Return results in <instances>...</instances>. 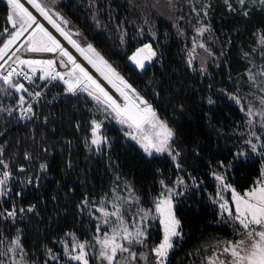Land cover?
I'll return each instance as SVG.
<instances>
[{
    "label": "trees",
    "instance_id": "1",
    "mask_svg": "<svg viewBox=\"0 0 264 264\" xmlns=\"http://www.w3.org/2000/svg\"><path fill=\"white\" fill-rule=\"evenodd\" d=\"M230 3L234 11L224 0H172L170 13H161L140 10L130 0H58L57 7L70 26L173 129L180 164L175 165L168 155L147 156L87 93H66L59 81H52L47 99L33 108L31 119L11 123L7 111L0 112V159L8 164L11 176L24 174L22 183L11 182L10 191L0 197V212L17 209L15 221L0 217V233L6 238L0 248H6L19 230L28 259L43 263L48 249L60 252L70 233L81 241H92L97 235V206L122 184L133 188L140 206L153 209L162 191L161 181L173 185L177 179L185 181L175 198L182 236L175 241L167 264H204L205 245L238 238L226 215L221 218L214 173L225 174L243 193L255 186L264 171V155L253 153L244 143L249 131L247 118L230 99L231 95L241 96L247 106L248 101H257L250 93L262 95L250 86L246 73L252 64L257 66L254 72L264 65L260 55L264 50L260 40L264 6L258 0H246L243 7L238 0ZM193 5L198 11L207 6V15L200 11L197 16ZM9 11L7 0H0V32L11 28ZM201 26L209 29L202 37L208 56L204 62L189 63L195 31ZM0 40L6 42V34ZM145 44H151L157 55L139 73L129 57ZM39 76L37 73V86L46 83ZM0 88H7L3 81ZM20 95L26 98L27 94L13 89L0 92V108L18 106ZM57 96L61 100L53 102ZM93 120L102 123L100 133L106 138L99 147L90 143ZM240 151L245 155L238 157ZM3 170L0 166V172ZM30 175L38 177L37 184H28ZM32 206L33 211H27ZM20 208L25 211L20 213ZM162 237L160 221L150 218L148 248L138 247L147 253V264H154L155 256L149 249ZM90 260L100 264L94 255ZM48 264L75 263L60 257Z\"/></svg>",
    "mask_w": 264,
    "mask_h": 264
},
{
    "label": "snow or ice",
    "instance_id": "2",
    "mask_svg": "<svg viewBox=\"0 0 264 264\" xmlns=\"http://www.w3.org/2000/svg\"><path fill=\"white\" fill-rule=\"evenodd\" d=\"M25 2L35 9L39 16L47 21L119 93V96L123 98L122 103L105 88L88 68L78 62L76 56L45 27L37 15H34L25 6ZM25 2H22V0H7V5L10 9L7 15V22L11 25V28L5 27L3 32H0V36H5L6 34V42L0 40V43L3 44L0 47V61H3L0 64V81H3L7 88H0V92L8 93L9 90L14 89L16 93H28L35 97L42 95L39 91L34 94L30 93L23 83L14 81V76L23 77L29 83H35L34 76L37 73H40L39 79L41 80H60L67 86L66 91L68 93L76 94L78 91L87 93L97 105L103 106L99 109L100 111L111 115L119 124L126 125L130 130L126 132V135L133 140H138L149 156L152 155L153 151L156 153L167 152L175 160L179 156V152H175L173 155L171 145L175 133L167 122L157 115L152 104L141 96L91 43L87 44L86 47H82L81 43L73 39V34L61 26L62 24L67 25L69 22L60 16L59 13H53L43 0H25ZM171 2L172 0H169V3ZM189 2L191 3V0ZM238 2L243 7L246 0H238ZM258 2L264 6V0H258ZM224 3L229 10H235L232 8L230 0H224ZM193 11L196 12L197 16L200 15V11H203L206 16L207 6L198 11L193 5ZM243 14L247 16L248 12L245 11ZM53 15L59 18L60 23L53 19ZM97 23L99 22L97 21ZM208 30V27L202 26L196 31L198 34L203 35ZM26 33L27 37L24 42L13 51V45L21 37H24ZM75 35H79V33L77 32ZM260 40L261 44L264 45V34H261ZM199 46L205 47L204 44ZM21 49L27 53L34 54H58L61 59L59 61L54 59H22L17 55ZM205 50L207 51V49ZM156 55L157 53L153 50L152 45L145 44L143 47L138 48L129 59L143 70L145 61H151ZM260 55L264 56V50L260 52ZM245 56L248 57L249 54L245 53ZM13 57H15L14 60ZM9 61L18 66L26 65L33 75H29V72L24 71L23 67L17 71L16 68L8 64ZM189 63H191V59ZM57 64L68 69V71H57ZM5 65H8L7 69ZM256 67L255 64H252L246 74L250 86L259 89L262 93L260 96L250 93L259 101V108L254 106L251 101H248L247 106H245L244 98L238 95H231L230 99L240 106V110L247 118L245 123L249 131L247 133L248 138L244 143L249 146L253 153L259 152L264 155V140L255 131L257 125L264 130V65H260L259 69L254 72L253 68ZM258 77L260 78L259 81ZM209 103H212V101L209 100ZM25 104V97L20 95L19 118L31 119V116L34 115L33 107L30 103L24 107ZM4 111L11 115L16 109L0 108V112ZM92 125L91 144L99 147L101 144L106 143V138L100 133L102 123L93 120ZM241 134L243 135V133ZM253 137L256 142H253ZM2 155L3 148L0 147V156ZM236 155L242 157L245 152L240 151ZM25 158L30 159V156L25 154ZM0 166L5 169L0 172V197H5L8 192L6 185L11 178V173L7 170L9 166L4 163L3 159H0ZM45 167L46 165H41L42 169ZM215 179L220 181L222 189L231 190L232 203L225 200L223 196H220L218 203L221 218L224 217L225 213L227 214L238 238L223 242L220 246L221 255L212 257L210 264H264V171H262L261 178L255 183V186L242 194L235 189H231V186L225 183V176L215 175ZM177 183L182 184L183 180H178ZM161 184L163 185V181H161ZM128 189L129 196L127 198L113 197V200L117 202L112 203V211L105 208L104 201H101L100 208L97 209L102 214L101 217H98L101 223L96 225L98 235H94L92 241L79 242L77 240L74 245L75 248L79 249L77 254H73L66 248L65 255L70 260L79 261L81 264H89L90 254L86 249L92 247L97 249L92 255L96 257L100 264H135L138 259L145 261V264H147V253L141 252L138 256L133 247L140 245L148 248L146 243L147 220L151 216L153 209H139L135 216L131 218V221L126 219L125 210L118 201L124 200L125 203H139V198L135 196L134 190L131 189L130 185H128ZM175 195H178V193L165 185L164 190L155 200L154 211L163 225V237L158 244L149 249L155 256L154 264H167L169 253L174 247L173 238L182 236L181 222L174 211L173 199ZM84 203L87 204V201H84ZM233 203L235 206L234 210ZM33 209L34 206L29 207L27 211L31 212ZM24 211V208L19 209L20 213ZM0 217L15 221L17 209L15 207L11 210L5 209L0 212ZM103 226H107V228L104 229ZM102 231L103 234L99 235ZM69 235L74 236L72 233ZM5 239L3 234L0 233V246L4 245ZM48 252L52 259H57V255L52 254L51 249H48ZM25 256L26 252L21 243L19 230H17L16 237L8 242L6 248H0V264H27ZM222 256L226 258H222ZM4 258H7V262ZM45 264H47V261Z\"/></svg>",
    "mask_w": 264,
    "mask_h": 264
},
{
    "label": "rangeland",
    "instance_id": "3",
    "mask_svg": "<svg viewBox=\"0 0 264 264\" xmlns=\"http://www.w3.org/2000/svg\"><path fill=\"white\" fill-rule=\"evenodd\" d=\"M131 2H135L139 9L140 10H145V9H150V10H153L155 9V11H158V12H161V13H170V10H169V7L171 6V3H169V0H130ZM44 3H46V5L52 10L53 13H59L60 16L64 17V19L67 20V18L62 14V12L58 9L57 7V2L58 0H43ZM53 19H56L58 23H60V20L59 18L56 16V15H53ZM68 21V20H67ZM69 22V21H68ZM62 27H64L66 30H69L72 34H73V39L77 40L79 43H81V46L82 47H86L87 44V41L84 39V37L80 34V32L78 30H76L75 28H72L70 26V23H68L67 25H64L62 24L61 25ZM202 27V26H201ZM200 28V27H199ZM79 33V35H75V33ZM205 33V32H204ZM203 33V35H204ZM203 35H200L197 33V31H195V35H194V39H193V44H192V50H191V54L189 56V59H191V62L193 63L195 60H198L200 59L201 61H205V59L207 58L208 56V50L206 51L205 49H207L202 37ZM18 42V41H17ZM16 42V43H17ZM200 44H204L205 47H200L199 45ZM16 46L13 45V48ZM25 47H27V45H25ZM193 49H195L193 51ZM98 51V50H97ZM45 54H49V55H56V54H52V53H45ZM102 55V54H101ZM50 59H54V57H51ZM56 60V59H54ZM59 61V59H58ZM2 61H0V64H1ZM58 65V64H57ZM14 81L18 82V83H21V81L17 80V79H14ZM7 87V85H5ZM14 90V89H13ZM22 94V93H20ZM253 105L256 106L257 108H259V101H252ZM101 108L103 107L102 105H99ZM110 111V110H109ZM106 113V112H104ZM110 118L111 120H113L116 124H118L119 126L123 127L124 129H126V132L130 131L126 125H121L119 124L115 119L112 118L111 115H109L108 113H106ZM158 115V114H157ZM159 116V115H158ZM160 117V116H159ZM161 118V117H160ZM162 119V118H161ZM258 119V118H257ZM163 120V119H162ZM165 121V120H164ZM168 124V123H167ZM169 125V124H168ZM170 127V125H169ZM171 128V127H170ZM261 128L257 125L256 128H255V131L258 135H261V139H262V132H260ZM264 132V130H263ZM127 136V135H126ZM127 138L129 140H131L132 142H134L147 156L148 153L144 151L143 147L141 146L140 142L138 140H133L131 139V137L127 136ZM253 142H256L255 141V138L253 137ZM90 143H91V140H90ZM92 145V144H91ZM103 145V144H101ZM171 145H172V149H173V155L175 154V152H178V150H176V148L174 147L173 145V140L171 142ZM156 155H168L172 158V155H169V153L165 152V153H156L155 151H153L152 155L151 156H156ZM173 159V158H172ZM179 159H180V153H179V156L176 157V159L174 161L175 165L179 166ZM215 175H223L225 176V174H222V173H219V172H215L214 173ZM214 175V176H215ZM226 177V176H225ZM178 180H183V183L182 184H178L177 181ZM225 183L230 185L231 186V189H235L237 192L241 193L240 191H238L231 183H229L227 181V178L225 179ZM167 186V188H170V189H174L176 193H178V195H175L174 196V199H173V204H174V211H175V206H176V200L175 198L177 196H179L180 194V189L182 187L185 186V181L184 179H177L173 185H167V184H163L162 186V191L164 190V186ZM131 189H133L131 187ZM248 190V189H247ZM246 190V191H247ZM161 191V192H162ZM245 192V191H244ZM243 192V193H244ZM242 194V193H241ZM231 190L230 189H222L221 185H220V181L217 180V203L218 201L220 200V196H223L225 200H228L230 203H232L231 201ZM129 196V189H128V184H123L120 186V188H117V190L114 192V194L112 196H104L102 198V200L104 201V207L107 208L109 211H112V203L114 202H117V201H114L113 200V197H124V198H127ZM135 196L137 197V195L135 194ZM107 198V199H106ZM101 200V201H102ZM120 203V205L122 206V208L125 210V218L128 219L129 221H131V218L133 216H135V214L138 212L139 209H144L142 206H140V203L138 204H134V203H125L124 200H119L118 201ZM101 204V203H100ZM219 205V203H218ZM233 206V210H234V203L232 204ZM154 207H155V203H154V206H153V211L151 213V216L149 217L150 218H154V219H158L160 221V218L158 217V215L155 213L154 211ZM100 208V205L97 206L96 208V211H97V219L98 217H101V213L97 210ZM144 210H148V209H144ZM226 215V219H228L227 217V214L225 213ZM148 219V220H149ZM147 220V221H148ZM97 223H101V220H97ZM161 224V223H160ZM161 227H162V232H163V225L161 224ZM104 229L107 228V226H103ZM103 234V231L101 233H99V235H102ZM98 235V233H97ZM179 237H176V238H173V244L175 243V241L178 239ZM77 240L79 242H84V241H81L77 238V236H73V235H68V238L66 239V241H64V245H63V249L60 251V252H56V253H52V254H56L57 255V259L58 258H62V259H65V262L68 263V262H71V263H75V264H81V262L79 261H73V260H70L66 255H65V249H69L73 254H77L79 249L75 248V243L77 242ZM225 241H231V240H215L213 242H209L207 245L204 246V254H205V258H204V264H210V260L212 257L216 256V255H221V251H220V246L223 244V242ZM140 245H135L133 247V250L137 252V255L139 256V254L141 252H143L141 249V247L138 249ZM98 248V246H97ZM174 248V247H173ZM88 252H89V264H91V260H90V257L93 256L92 253H94L97 249L96 248H92V247H89L88 249H86ZM171 252V251H170ZM170 255V253H169ZM169 257V256H168ZM222 258H226V257H223ZM7 262V258H4ZM57 259H52L50 254L48 253V257L46 258V261H47V264L49 263V261H54V260H57ZM25 260L27 261V264H45V262L41 263V262H35V261H32V260H29L28 259V256L26 254L25 256ZM142 261V263H140ZM135 264H145V261L143 260H140V261H136Z\"/></svg>",
    "mask_w": 264,
    "mask_h": 264
},
{
    "label": "built area",
    "instance_id": "4",
    "mask_svg": "<svg viewBox=\"0 0 264 264\" xmlns=\"http://www.w3.org/2000/svg\"><path fill=\"white\" fill-rule=\"evenodd\" d=\"M17 55L20 56L22 59H47V58H45V53H35V54L34 53H27L23 49H21V51L18 52ZM6 59H7V57H6ZM14 59H15V57H13V60ZM2 63H3V61L1 62V64ZM8 64L11 65V67L16 68L17 71H19L20 68L23 67L24 71L29 72V75H33L31 73L30 69H28V67L26 65L25 66H18L15 63H13L12 61H9ZM5 68L7 69L8 65H5ZM56 70L60 71V72H66L65 68L61 67L59 64L56 66ZM35 78H36V75L34 76V79ZM13 79H17V80L21 81V83H23L25 85V87L28 88L30 93L34 94L37 91L42 93V95L40 97H35L34 95H29L28 93H26L27 94L26 98H25L26 104L24 105V107H26L27 104L30 103L32 105V107L34 108L39 103V101L47 99V95L49 93V89L48 88H49V85H50V83L52 81H46V83H44L43 85L37 86L34 83H29L23 77L14 76ZM57 81H59L66 89L67 86L62 81H60V80H57ZM66 93H68V92L66 91ZM69 94H71V93H69ZM76 94H72V95H76ZM59 100H61V97L57 96L52 101L53 102H58ZM53 102L49 101V104L51 105ZM12 109H16V111H13L11 115H9L8 112H7V116H8L9 121L11 123L18 122V121H26L27 120V119H20L19 118L20 117L19 105L14 107V108H12ZM26 180H27L28 184H32V183L37 184L38 183V177L36 178V177H34L32 175L28 176V178ZM23 181H24V174L12 175L10 180L8 181L7 185H6V188L8 189V191H10V183L11 182H13L15 184H20ZM29 181H31V182H29Z\"/></svg>",
    "mask_w": 264,
    "mask_h": 264
},
{
    "label": "bare ground",
    "instance_id": "5",
    "mask_svg": "<svg viewBox=\"0 0 264 264\" xmlns=\"http://www.w3.org/2000/svg\"><path fill=\"white\" fill-rule=\"evenodd\" d=\"M22 2H25V0H22ZM25 6L28 7L29 10L32 11L34 15H37L38 19H40V21H41L42 23H44L45 27L48 28V30L51 31V32L53 33V35H55V36L61 41V43L64 44V46L67 47L68 50L72 52V54H73L74 56H76L78 62L82 63L86 68H88V70H89V71H90V72H91V73H92V74H93V75H94V76H95V77H96V78H97V79H98V80H99V81L105 86V88H106V89H107V90H108V91H109V92H110L115 98L118 99L119 102H121V103L123 102V98L119 96V93H117V92L115 91V89H113L112 86L109 85V84L107 83V81H105V80L103 79V77H101L100 74L97 73L96 70L93 69V68L91 67V65H89V64L87 63V61H85V60L83 59V57L80 56V54H79L78 52H76V50H75L74 48H72L71 45H69V44L67 43V41H65V40L63 39V37H61V36L59 35V33H57L56 30H55L54 28H52V26H51L50 24H48L47 21L43 20V18L39 16V13H37V12L35 11V9H33L30 5H27L26 2H25ZM26 37H27V33L25 34L24 37H21V39L16 43V46L13 48V51L15 50V48L19 47V45L22 44V43L24 42V40L26 39ZM51 57H54V59H56L57 61H58V59H61V58L59 57L58 54H56V55H52V56L49 55V54H45V58L50 59ZM65 70L68 71V69H65Z\"/></svg>",
    "mask_w": 264,
    "mask_h": 264
},
{
    "label": "water",
    "instance_id": "6",
    "mask_svg": "<svg viewBox=\"0 0 264 264\" xmlns=\"http://www.w3.org/2000/svg\"><path fill=\"white\" fill-rule=\"evenodd\" d=\"M141 47H143V46H141ZM141 47H139V48H141ZM132 55H133V53H132ZM131 55V56H132ZM130 56V57H131ZM153 62V58H152V60L151 61H145V67H144V69L143 70H141L135 63H133L130 59H129V63H130V65L137 71V72H139V73H141V72H143V71H145L150 65H151V63Z\"/></svg>",
    "mask_w": 264,
    "mask_h": 264
}]
</instances>
